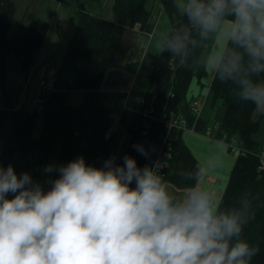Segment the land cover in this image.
Returning a JSON list of instances; mask_svg holds the SVG:
<instances>
[{"label": "clouds", "instance_id": "9594fccd", "mask_svg": "<svg viewBox=\"0 0 264 264\" xmlns=\"http://www.w3.org/2000/svg\"><path fill=\"white\" fill-rule=\"evenodd\" d=\"M177 7L201 36L234 17L228 38L248 63L224 45L210 65L236 83L240 101L264 113V79H254L264 73V0H178ZM184 47L177 36L159 52ZM134 148L148 157L143 145ZM44 170L59 173L47 190L27 171L0 164V264H251L259 251L242 238L253 217L248 194L226 208L203 186L178 196L159 161L139 166L127 154L122 164L110 157L97 167L78 156Z\"/></svg>", "mask_w": 264, "mask_h": 264}, {"label": "trees", "instance_id": "16d2710c", "mask_svg": "<svg viewBox=\"0 0 264 264\" xmlns=\"http://www.w3.org/2000/svg\"><path fill=\"white\" fill-rule=\"evenodd\" d=\"M157 1L172 19L171 33L163 47L166 49L177 36L184 38L185 47L179 55L168 50L153 54V72L149 76L144 104L138 111L118 112L98 105V93L106 72L115 64L125 32L136 27L146 33L152 31V10L147 8V0H114L112 19L93 15L83 3L79 5L80 16L56 70L55 88L42 93L45 102L41 111L37 107L32 111L11 108L5 80L11 54L17 56L27 75L32 73L48 23L32 19L29 24L22 22L17 31L10 33L16 15L15 3L13 0H0V137L11 119L7 139L20 151L23 172L30 173L34 182L47 173L44 169L52 159L54 165L59 166L83 156L86 163L102 166L106 159L114 157L119 137L127 130L131 137L124 156L135 157L137 164L143 166L155 161L159 146L168 147L171 155L162 171L165 182L177 189H189L197 184L201 168L183 139V130L172 129L166 135L167 127L160 116L163 111L169 116L181 113L190 125L196 122L199 130L206 124L202 118L196 119L188 91L194 77L202 85V79L207 76L203 54L212 44L213 32L201 36L200 29L193 27L178 9L176 0ZM225 19L234 20V17L226 14L222 21ZM226 46L240 52L244 56L243 63L247 65L249 57L242 48L231 39ZM254 79H264V73ZM73 91L83 93L79 105L68 102ZM210 91L212 106L221 104L225 107L216 137L228 145L234 139L239 150L220 199L221 207L238 205L243 194L250 196L253 217L243 226L242 238L259 249L251 264H264V166L260 168L262 160L259 154L264 145L255 138L260 129V119L254 116V105L240 101L236 95V83L221 80L216 71ZM39 114L43 118V127L40 135L34 137ZM137 144L144 146L148 157L135 150L134 145ZM14 148L4 146L1 149L0 164L4 167L11 164ZM123 157L116 162L122 164ZM58 175V171H53L51 181Z\"/></svg>", "mask_w": 264, "mask_h": 264}, {"label": "rangeland", "instance_id": "374dc122", "mask_svg": "<svg viewBox=\"0 0 264 264\" xmlns=\"http://www.w3.org/2000/svg\"><path fill=\"white\" fill-rule=\"evenodd\" d=\"M13 1L16 7V15L10 33L15 30L17 31L22 22L29 24L32 19H40L41 22L48 23V31L32 68V73L26 74L15 54L10 55L7 64L8 70L6 73L5 89L8 95L9 105L13 109L19 108L20 110L27 109L32 111L36 107L35 101L39 90L37 86L39 79L38 72L40 69L46 68L50 74H56V70H58L62 62L73 34L75 23L80 16L81 10H79V5L83 3L84 7L93 15L99 14L106 19H112L114 17V0ZM176 2L178 3V0ZM146 5L147 8L152 10V23L154 26L150 32L151 35H140L142 33H139L140 29L138 27L134 28L133 32L126 34L127 30L124 34L121 48L116 54L115 64L106 72L107 74H105L100 86L97 104L107 107L111 111L128 112L135 111L134 107L136 109L141 108V103L137 101L144 104L145 94L149 85V76L153 72L151 56L157 53L160 54L159 48L163 47L165 39L171 33L172 19H170L169 14L165 11L160 1L147 0ZM215 33L213 32L212 44L204 51V58L209 57V54L213 50V44L216 38ZM210 67L211 65L209 63ZM207 76L202 79L203 84L201 86L197 82V79H194L189 92V98L194 97L191 101L198 102V108L201 114L200 118L206 124L203 125L202 130H199L196 125L195 128H182L181 130L183 131L192 130L198 131L202 135H208L205 133L208 126L210 124L214 125L216 121L220 123L222 120L225 107L221 104H217L215 107L212 106L213 95L210 91V82H208L210 76ZM28 80L30 83H28ZM68 100L71 105H79L83 100L82 91H73L69 95ZM11 122L10 119L3 129L0 137V151L4 146H12L14 148V144L10 143L7 139ZM42 127L43 118L39 114L33 131L34 137L40 135ZM130 137L127 130L121 133L114 152L116 161L124 156ZM255 138L259 143L264 145V119L260 122V129L255 134ZM230 145L236 146L234 143ZM230 152L232 155L237 153L236 150H231ZM11 164L14 166L17 174L23 173V159L18 149L14 148ZM50 164H54V159L50 161ZM52 176L53 172L46 173L39 177L36 182L40 183L47 190L50 186ZM9 195L11 196V194Z\"/></svg>", "mask_w": 264, "mask_h": 264}, {"label": "crops", "instance_id": "0c3cea01", "mask_svg": "<svg viewBox=\"0 0 264 264\" xmlns=\"http://www.w3.org/2000/svg\"><path fill=\"white\" fill-rule=\"evenodd\" d=\"M232 22L233 20L222 21L221 28L214 34L216 35V38L213 44V50L209 54V57L207 56L205 57L206 59L204 58L205 63H206V68L208 69L207 77L210 76L209 81H208L210 82V84L212 83L213 76L215 74V70L211 69V67L209 68L211 57L221 46H224L227 44L229 40L228 31L230 30V26ZM139 31H140L139 33H142L140 35H143V36L151 35L150 32L146 33L142 30H139ZM131 32H133V30L128 29L126 34L131 33ZM194 79H197V77H194L193 80ZM197 82H198V79H197ZM189 92H190V87L188 91V98L190 96ZM193 98H189V99L192 100ZM137 102L141 103V106H142V102H139V101ZM134 109L136 111L139 110V108L136 109V107H134ZM254 116L255 118H259L260 122L262 121V119H264L263 118L264 113H258L256 110H255ZM183 134H184L183 139L187 147H189L190 151H192L196 159H198V163L201 168L202 173L196 185L203 186L205 188L210 189L220 200L224 193L226 185H228L227 183L230 177L231 170L234 166L237 153L232 155L230 152L231 151L230 146L225 142V140L219 139L217 137L214 138L206 134L202 135V133H199L198 131H192V130L190 131L184 130ZM166 183L169 189L178 196L189 190V189H180V188L177 189L176 186L172 185L171 183L169 182H166Z\"/></svg>", "mask_w": 264, "mask_h": 264}, {"label": "built area", "instance_id": "2783aa9c", "mask_svg": "<svg viewBox=\"0 0 264 264\" xmlns=\"http://www.w3.org/2000/svg\"><path fill=\"white\" fill-rule=\"evenodd\" d=\"M28 83H30L29 80H28ZM37 86L39 90H38V95H37V99L35 102H36V107L38 108V110L41 111L43 109V102H45L42 96V93L46 94L48 91L53 90L55 88V75L50 74V72H48L46 68H42L39 74ZM191 107L193 108L192 110L196 115V119L199 120L201 114L198 108V102L194 100L191 101ZM160 120L162 122H165V125L167 127L166 135L172 129L180 130L182 128H188V127L195 128L196 127V122L190 125L189 121H187L186 117L181 113H178L176 115L171 114L169 116V114L166 111H163V113L160 116ZM219 128H220V123L216 121L214 125L210 124L208 126L205 133H207L208 135H211L212 137H216V133L219 130ZM232 143H234L236 146L235 147L231 146L230 144ZM230 144H229L230 150H236L237 152H239L236 141L234 139L232 140ZM158 148L159 149H157L156 159L154 162L159 161L162 166V169L164 170V168L166 167L167 158L171 155V149L168 147L163 148L161 146H159ZM259 154L262 160V164L260 165V168H263L264 150H261ZM161 174L163 176V173Z\"/></svg>", "mask_w": 264, "mask_h": 264}]
</instances>
